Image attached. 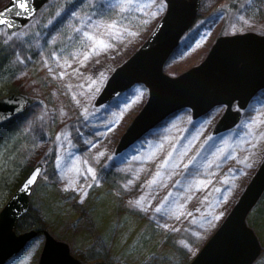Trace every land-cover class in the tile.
<instances>
[{"label": "rangeland", "instance_id": "obj_1", "mask_svg": "<svg viewBox=\"0 0 264 264\" xmlns=\"http://www.w3.org/2000/svg\"><path fill=\"white\" fill-rule=\"evenodd\" d=\"M8 1L0 0V9ZM165 8L164 0H48L20 29L0 27L7 52L0 96L31 100L14 120L11 142L24 141L17 165L41 167L26 226L66 243L81 264H185L264 157V89L230 130L213 134L222 107L197 118L180 109L116 153L148 90L134 85L101 106L95 99ZM246 32L264 34V0H202L163 72L177 77L200 64L218 37ZM11 145L0 147L8 188L19 170H9ZM259 202L246 218L262 248L253 264H264V223H251ZM43 244L40 233L5 264H38Z\"/></svg>", "mask_w": 264, "mask_h": 264}, {"label": "water", "instance_id": "obj_2", "mask_svg": "<svg viewBox=\"0 0 264 264\" xmlns=\"http://www.w3.org/2000/svg\"><path fill=\"white\" fill-rule=\"evenodd\" d=\"M164 1L166 9L155 29L112 72L94 102L95 106L105 105L137 84L148 90L146 103L120 137L116 153L180 109H189L197 118L215 107H224L213 134L230 130L238 123L241 111L264 89V34L253 32L220 36L200 64L177 77L166 75L164 65L194 25L202 0ZM46 2L27 0L29 11L25 13L16 0H9L0 9V19L7 21L0 23V27L8 31L20 29ZM28 102L16 93L0 97V125L23 114ZM40 172L41 167L34 166L0 209V264H5L38 235L34 229L20 233L16 230L20 218L29 210V196ZM263 193L264 157L236 203L188 264H253L262 248L246 218ZM42 234L44 244L38 264H81L66 243L47 231Z\"/></svg>", "mask_w": 264, "mask_h": 264}, {"label": "trees", "instance_id": "obj_3", "mask_svg": "<svg viewBox=\"0 0 264 264\" xmlns=\"http://www.w3.org/2000/svg\"><path fill=\"white\" fill-rule=\"evenodd\" d=\"M46 4V3H45ZM42 8V7H41ZM4 53H7L6 51L3 50V48L1 47L0 45V58L2 57V61L0 63V77H2V73L4 72V66H5V62L4 60H6L7 58H5L3 55ZM3 81V80H2ZM9 93H14V92H8ZM16 93V92H15ZM4 96V95H2ZM0 96V97H2ZM29 102H31V100H29ZM16 118L0 125V147L2 148V150L4 149H8V141H10V144L11 145V150H10V159L9 160V164H10V169L11 171H17L18 168V163H17V160L18 158L21 156L20 154V147L22 146L23 142L22 141L23 139L21 137H18L16 140L12 141L11 142V139L13 137H15V135H17L18 131H15V129L17 128L16 125H15V120ZM32 168L30 167H21L19 170H18V176L15 180V183H13L12 187L11 188H8L6 187L8 185V176L11 175V173L8 172V166H7V169L3 172L2 175H0V194H6L7 197H8V191L10 192H13L17 189V187L19 186V184L22 182V180L27 176V174L31 171ZM15 189V190H14ZM2 194V195H3ZM1 195V196H2ZM264 195V193H263ZM263 195L262 197L260 198L261 200H259L260 202L258 203L259 205V208H260V212L259 214L251 221V223L253 224L254 222H263L264 223V198H263ZM1 202H0V209L4 206V203L6 202V200H8V198H1ZM28 213V212H27ZM27 213L25 215H23L19 222H18V225H17V231L18 232H24V231H28V230H36L38 232V234L42 233V229L41 228H38L36 226V228H34V226H26L27 223H26V220H27ZM24 223H26L24 225ZM190 262L189 261H186L185 264H188ZM101 264H104V263H101Z\"/></svg>", "mask_w": 264, "mask_h": 264}, {"label": "snow or ice", "instance_id": "obj_4", "mask_svg": "<svg viewBox=\"0 0 264 264\" xmlns=\"http://www.w3.org/2000/svg\"><path fill=\"white\" fill-rule=\"evenodd\" d=\"M16 5L18 6V8L19 9H21V10H23V12H25V13H27L28 11H29V6H28V4H27V0H16ZM6 11H7V9H6ZM17 14H19V13H17ZM0 23H4V24H6L7 23V21L6 20H4V19H0ZM39 170L37 169V172H38ZM35 177H33V179H34ZM33 181L30 179L29 180V183H32Z\"/></svg>", "mask_w": 264, "mask_h": 264}, {"label": "bare ground", "instance_id": "obj_5", "mask_svg": "<svg viewBox=\"0 0 264 264\" xmlns=\"http://www.w3.org/2000/svg\"><path fill=\"white\" fill-rule=\"evenodd\" d=\"M261 162V161H260Z\"/></svg>", "mask_w": 264, "mask_h": 264}, {"label": "flooded vegetation", "instance_id": "obj_6", "mask_svg": "<svg viewBox=\"0 0 264 264\" xmlns=\"http://www.w3.org/2000/svg\"><path fill=\"white\" fill-rule=\"evenodd\" d=\"M201 6V5H200Z\"/></svg>", "mask_w": 264, "mask_h": 264}]
</instances>
